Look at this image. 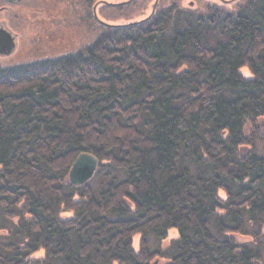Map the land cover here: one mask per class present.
<instances>
[{
  "label": "trees",
  "instance_id": "trees-1",
  "mask_svg": "<svg viewBox=\"0 0 264 264\" xmlns=\"http://www.w3.org/2000/svg\"><path fill=\"white\" fill-rule=\"evenodd\" d=\"M98 30L0 65V264H260L264 0Z\"/></svg>",
  "mask_w": 264,
  "mask_h": 264
},
{
  "label": "rangeland",
  "instance_id": "rangeland-1",
  "mask_svg": "<svg viewBox=\"0 0 264 264\" xmlns=\"http://www.w3.org/2000/svg\"><path fill=\"white\" fill-rule=\"evenodd\" d=\"M172 1L181 8L192 10L204 8L206 4H216L217 7L229 10L242 0H158L155 10ZM154 2L155 0H22L10 3L0 0V8L6 7L0 11V26L11 33L15 42V49L10 56H0V65L32 63L77 51L92 42L99 31L98 26L122 27L145 20ZM241 72L243 76L249 77L246 69ZM256 145L261 150L263 141L257 140ZM68 216L69 214L63 215ZM174 237L175 233L169 232L162 246L168 245ZM138 242L139 238L135 236L133 245L136 251ZM164 262L165 260L158 261L157 264ZM260 264H264V259Z\"/></svg>",
  "mask_w": 264,
  "mask_h": 264
},
{
  "label": "water",
  "instance_id": "water-1",
  "mask_svg": "<svg viewBox=\"0 0 264 264\" xmlns=\"http://www.w3.org/2000/svg\"><path fill=\"white\" fill-rule=\"evenodd\" d=\"M157 1L158 0H155L154 4L151 7L150 14L145 19L149 18V16H151L154 13L155 7L157 5ZM218 1L220 2L221 0ZM14 49H15L14 37L7 29L0 26V56L8 57L13 53ZM97 166H98V161L92 155L87 153H82L78 155L75 158V160L72 162L70 169L68 171L67 178L70 184L74 186H80L87 183L95 173ZM261 230L264 233V218L262 221ZM153 264H157V261H155Z\"/></svg>",
  "mask_w": 264,
  "mask_h": 264
},
{
  "label": "flooded vegetation",
  "instance_id": "flooded-vegetation-1",
  "mask_svg": "<svg viewBox=\"0 0 264 264\" xmlns=\"http://www.w3.org/2000/svg\"><path fill=\"white\" fill-rule=\"evenodd\" d=\"M2 2H3V0H1ZM4 1H7V2H10V3H16V2H20V1H22V0H4ZM40 1V0H39ZM41 1H43V0H41ZM4 8H6V7H2V8H0V11L2 10V9H4Z\"/></svg>",
  "mask_w": 264,
  "mask_h": 264
}]
</instances>
